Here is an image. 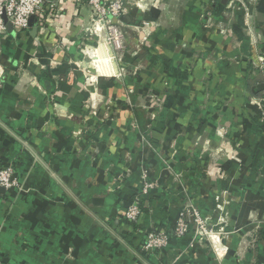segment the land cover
<instances>
[{
  "label": "crops",
  "instance_id": "obj_1",
  "mask_svg": "<svg viewBox=\"0 0 264 264\" xmlns=\"http://www.w3.org/2000/svg\"><path fill=\"white\" fill-rule=\"evenodd\" d=\"M64 1L60 18L42 25L35 20L30 29L13 28L0 36V169L11 166L21 183L0 197V264H264L259 221H264V117L250 104L255 98L264 106V67L258 66V51L245 28L257 24L264 53V0L254 8L252 3L250 14L228 10L229 17L224 14L229 2L221 0L223 9L213 3L215 14L204 18L203 0H157L151 11L131 7L122 18L128 70L138 68L145 80L151 68H159V85L171 91L165 102L176 109L173 118L180 108V123L173 120L167 128L166 144L176 136L175 149L186 148L201 134L218 142L212 128L221 120L231 139L219 141L226 151L219 166L234 172L239 166L256 169L234 179L198 172L200 184L195 178L192 190H179L178 150L171 162L176 174L159 169L161 159L152 157L151 133L143 126L146 112L136 111L131 76L102 78L101 73L116 72L108 50L84 49L93 44L86 30L92 15L87 0ZM144 21L156 23L151 39L163 50L145 47L138 58ZM197 35L225 54L212 72L193 60L200 56ZM88 54L95 63L100 57L101 65L89 63ZM104 58H110L109 65ZM215 103L221 110L216 119ZM200 113L195 125L191 118ZM168 156L164 152L162 161ZM146 168L157 184L148 193L143 192ZM228 187L233 189L225 204L227 222L237 225L240 218L242 233L226 241L227 256H221L216 242L213 248L193 237H173L163 250H141L151 224L173 228L188 200L211 212L215 189ZM135 198L142 206L138 223L125 218ZM253 229L260 231L256 246H244V235ZM241 246L245 249L238 254Z\"/></svg>",
  "mask_w": 264,
  "mask_h": 264
},
{
  "label": "rangeland",
  "instance_id": "obj_2",
  "mask_svg": "<svg viewBox=\"0 0 264 264\" xmlns=\"http://www.w3.org/2000/svg\"><path fill=\"white\" fill-rule=\"evenodd\" d=\"M124 6H125V11L121 13V16L109 21L108 23H105L104 26L102 24H98V26L95 24L93 19H97L95 16L92 15L90 17V24L88 26L89 31L88 32V37L92 38L91 43L89 46L85 47L84 49L87 51V48L91 50H97L101 49V51H106L108 56L112 58V67L115 68V73H101V77L106 78V79H114V78H122L123 76H131V78L134 81V85L131 86V92L130 94L137 96V103H136V111H143L146 112V122L143 124L145 128H147L151 135H150V140H149V151L152 153V157L154 159L159 158L161 159V167L159 169H163L167 171L168 174H176V169L174 166L171 165L172 161H175L177 157L174 154L175 150L179 151V177H180V189L183 190V188H188L194 186L192 182H194V179L197 178L199 173L201 174L202 172H206L207 176L208 175H214L217 173L220 176H229L232 177L233 179L236 177H239L240 175H244L246 173L253 172V170L256 171L255 168L251 167H245V166H239L238 169L234 172L231 169H226L225 167L220 165V158H223L226 156V151L224 150V147H221V143L219 142L221 140L222 144L223 143H229L231 136L229 135V129L222 124L220 120V124L216 127L213 126L212 128V133L217 134L216 136L219 138L218 142H215L213 138L211 139L210 136L208 135L207 137L205 134H201L200 136H197L198 139L194 140V142H191L192 145L187 146L186 148H183V146H180V148H177V144H175V138L170 139L169 142L166 144V130L168 127H171L173 125V120H176L177 122L180 123V108H177L178 114L175 118L172 117L171 113H174L176 109L174 107H167L165 99L167 96L171 94V91L164 87L159 85V80L162 74L159 71V68L155 69H150L147 73L146 79L148 80L149 84L145 83V80L143 77L139 76V71L137 69H133L131 72L128 70V62L126 60V46L128 44V35L127 31L124 27V23L122 22V18L124 15L128 14L130 12L131 7L134 8H141L144 10V12L149 11L150 9L152 10L153 4L157 2V0H124ZM229 2L228 4V9L224 12L226 13V16L229 17L230 13H233L234 11L237 12H245L249 13L247 10H250V5L253 3L252 7L256 4H258L259 0H227ZM202 4V9H203V18L205 16H213L215 14V10L212 8L213 3H217V6H219L221 9H223V5L221 3V0H203ZM255 2V3H254ZM255 5V6H256ZM254 6V7H255ZM253 7V8H254ZM149 8V9H148ZM150 10V11H151ZM219 10V9H218ZM228 10H231L229 13ZM233 11V12H232ZM211 14L209 15V13ZM223 12V11H222ZM250 14V13H249ZM233 15V14H232ZM95 17V18H94ZM219 25V31L222 33H226L225 25L223 24H218ZM156 26L155 22H150V21H144L142 24V30L143 35L140 38L139 46L138 49H136V53L139 55L141 52L145 49V47H150V50L154 52H159L161 49L163 50L162 46L160 43L157 42L156 39H151L152 32H151V27ZM208 26L211 28L212 24L208 23ZM204 26V28L208 27ZM244 26V25H243ZM257 24H252L251 22L247 23L245 25V28L249 30V36L250 40L252 42V47L255 49H258L260 46V40L259 36L255 33L258 31L256 29ZM119 29L123 32V43L121 48H117L115 43H114V38L111 33L113 29ZM195 42L197 46L199 47L198 52H200V56L197 55L193 60L196 62H201L204 69L206 72H212L215 68L218 66V61H221L224 58V55H219L215 52L214 49H211L207 46V41H205L202 36L197 35L195 38ZM104 43V44H103ZM173 44V47H176L177 45H174V42L171 41ZM171 44V45H172ZM101 45V46H100ZM106 48V49H105ZM262 51V49H260ZM90 52V51H88ZM90 52V53H91ZM100 52V51H99ZM258 56V52H257ZM137 58V59H138ZM87 61L91 63L94 67L96 66V63L94 61V58L92 57L91 54H88V59ZM93 62V63H92ZM193 62V61H192ZM215 65V66H214ZM97 68V67H96ZM190 69V74L192 73L191 68ZM158 79V81H157ZM144 81V82H143ZM158 82V85L157 83ZM214 97L216 94L213 95ZM212 102H217V99H211ZM250 104L252 106H255L254 108L257 110L259 108L260 114L262 117H264V106H262V103L260 100H257L255 98H250ZM219 104L215 103L214 107L217 110L218 114L217 116H214V119L218 118L220 115V109ZM193 112L190 111V115ZM194 116V115H193ZM201 113L197 114L196 117H192L191 121L193 120L195 125L199 124V119L201 118ZM190 119V118H189ZM187 124V123H186ZM138 126V124H136ZM180 125V124H179ZM185 127H188L185 125ZM180 140L183 139L184 136L181 134L179 135ZM221 137V138H220ZM174 141V142H173ZM164 152H168L169 156L163 159L162 161V155ZM236 154H233V158L237 159L238 157L237 152L235 151ZM239 153V152H238ZM166 156V155H165ZM166 160V161H165ZM197 160L199 161V164H197ZM173 163V162H172ZM176 166V165H175ZM225 170V171H224ZM248 171V172H247ZM199 172V173H198ZM149 169L146 168V170L143 172V175H147L145 178L148 179L149 182L152 183V189L157 188V184L155 181L149 180ZM191 180V182H188V180ZM198 179V180H197ZM195 183L200 184V179L197 178ZM185 180L183 183L182 181ZM231 180V179H230ZM234 186H236L234 183H230ZM196 186V185H195ZM193 188V187H192ZM192 188L190 190H192ZM194 188L198 189V185ZM233 187H228L227 189L223 190H217L215 189V202L216 206L211 212H204L200 206L192 202L190 200L186 201L188 204L185 206V210H190V215L185 218V224L188 226L186 227L185 234L182 237H178L175 232L178 227V223L180 221L181 212L178 215V218L176 220L175 225L173 228H159L155 224H151L149 228L144 230L145 238L143 239V243H141V250L144 252L145 250L142 248V246L146 242V237L148 230L151 228L153 229H165L170 232V237H169V244L170 241L173 237H176L177 239H187L188 237H193V241L201 242V243H210L212 247L214 246L215 242L221 246V256L225 257L228 255V252L230 250L229 246H227L225 243L226 241H229L234 235L242 233L240 230V218L236 221L238 224L237 225H230L228 224V215L225 210V204L228 202L227 198L232 194ZM231 200V199H230ZM141 205V201H140ZM142 207V206H141ZM238 217V214H236ZM260 221V227L261 224L264 226V221ZM230 225V226H228ZM260 231H256V229H253L247 233L245 236L244 242L245 245H253L256 246L257 241L260 236ZM192 241V242H193ZM169 244L165 247L162 248L166 249ZM244 246H241L238 250L237 253L239 254L242 252L245 248ZM248 247V246H247ZM215 248V247H213ZM146 252H152V251H146ZM222 257V258H223Z\"/></svg>",
  "mask_w": 264,
  "mask_h": 264
},
{
  "label": "built area",
  "instance_id": "obj_3",
  "mask_svg": "<svg viewBox=\"0 0 264 264\" xmlns=\"http://www.w3.org/2000/svg\"><path fill=\"white\" fill-rule=\"evenodd\" d=\"M124 0H87L92 10V15H96L97 19H93L95 24L108 23L121 16V13L125 11ZM64 0H0V36L8 33L7 21L10 22L16 30L30 29L31 17H35V20L39 25L48 22L50 19L60 18L65 9ZM91 15V16H92ZM7 18V21L5 20ZM94 17V18H95ZM90 28H86L89 31ZM114 43L117 48L122 47L123 32L119 29H113L111 31ZM258 51V66L264 67V53ZM21 183L15 174L14 169L11 166L0 169V197L2 196V190H8L11 188H20ZM152 189V183L145 178L143 192L148 193ZM190 210H184L181 213V218L178 223L175 234L178 237H182L188 227L185 224V218L190 215ZM142 215V207L140 205V198H135L131 205L125 212V218L128 221L138 223ZM170 232L165 229H149L146 237V242L142 246L145 251H155L165 248L169 244Z\"/></svg>",
  "mask_w": 264,
  "mask_h": 264
},
{
  "label": "bare ground",
  "instance_id": "obj_4",
  "mask_svg": "<svg viewBox=\"0 0 264 264\" xmlns=\"http://www.w3.org/2000/svg\"><path fill=\"white\" fill-rule=\"evenodd\" d=\"M103 44H104V43H103ZM100 46H101V45H100ZM105 49H106V48H105ZM97 52H98V49H97ZM99 53H100V52H98V54H99ZM94 54H95V53H94ZM96 54H97V53H96ZM96 54H95V55H96ZM106 56H108V55H106ZM102 57H103V56H102ZM99 58H100V57H99ZM99 58H97V59H98L97 61L101 62V61L99 60ZM95 59H96V58H95ZM95 59H94V60H95ZM95 61H96V60H95ZM103 61H104V62H102V63L108 64V65H109L110 62H111V61H110V58H109V59H105V58H104ZM99 62H98V63L96 62V63L99 64ZM100 65H101V64H99L98 66H100ZM110 66H111V65H110ZM110 66H109V67H110ZM101 67H103V66H101ZM104 67H105V65H104ZM104 67H103V68H104ZM106 67H107V66H106ZM110 69H111V68H110ZM98 70H99V69H98ZM101 70H102V68L100 69V71H101ZM111 70H112V69H111ZM105 71H106V70H105ZM99 73H101V72H99ZM111 73H112V72H111ZM103 74H104V73H103Z\"/></svg>",
  "mask_w": 264,
  "mask_h": 264
},
{
  "label": "water",
  "instance_id": "obj_5",
  "mask_svg": "<svg viewBox=\"0 0 264 264\" xmlns=\"http://www.w3.org/2000/svg\"><path fill=\"white\" fill-rule=\"evenodd\" d=\"M5 20L7 21V18H6V17H5ZM34 22H35V17H31V19H30V23H31V25H32ZM7 29H8L9 32L13 30V26H12V24H11L10 22H8V21H7ZM2 191H3V190H2Z\"/></svg>",
  "mask_w": 264,
  "mask_h": 264
},
{
  "label": "trees",
  "instance_id": "obj_6",
  "mask_svg": "<svg viewBox=\"0 0 264 264\" xmlns=\"http://www.w3.org/2000/svg\"><path fill=\"white\" fill-rule=\"evenodd\" d=\"M250 90H251V88H250ZM253 94L255 95V97H262V93L261 92H253Z\"/></svg>",
  "mask_w": 264,
  "mask_h": 264
}]
</instances>
